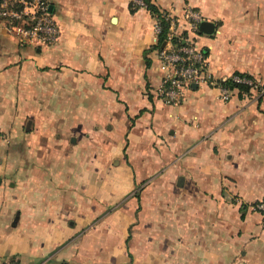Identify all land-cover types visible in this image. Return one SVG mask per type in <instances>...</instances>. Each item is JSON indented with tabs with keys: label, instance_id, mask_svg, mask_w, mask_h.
Listing matches in <instances>:
<instances>
[{
	"label": "crops",
	"instance_id": "0c3cea01",
	"mask_svg": "<svg viewBox=\"0 0 264 264\" xmlns=\"http://www.w3.org/2000/svg\"><path fill=\"white\" fill-rule=\"evenodd\" d=\"M132 1L48 0L46 45L0 20V264H264V91L165 103ZM153 2L216 24L198 39L215 78L264 88V0Z\"/></svg>",
	"mask_w": 264,
	"mask_h": 264
},
{
	"label": "built area",
	"instance_id": "2783aa9c",
	"mask_svg": "<svg viewBox=\"0 0 264 264\" xmlns=\"http://www.w3.org/2000/svg\"><path fill=\"white\" fill-rule=\"evenodd\" d=\"M140 8L146 9L142 0H133ZM170 19V30L164 44L156 48V56L163 72L162 80L156 88V95L170 105L180 104L193 85L209 86L219 91L223 100L232 96L230 87L224 84L232 78L238 83L251 86L254 91L264 88L254 78L232 75L215 78L209 69L208 56L199 46L202 33L200 24L204 17L200 11L187 7L184 17L166 10ZM0 20L23 45H46L58 41L60 25L50 11L48 0H0ZM161 23L155 18V45L161 33ZM252 208L264 214V201L252 205ZM1 264H21L18 259H7Z\"/></svg>",
	"mask_w": 264,
	"mask_h": 264
},
{
	"label": "trees",
	"instance_id": "16d2710c",
	"mask_svg": "<svg viewBox=\"0 0 264 264\" xmlns=\"http://www.w3.org/2000/svg\"><path fill=\"white\" fill-rule=\"evenodd\" d=\"M144 2V4H146V9H148L155 18H157L160 23H161V33L159 34V39H158V44L155 45V49L157 47H161L166 38L167 35L169 33L170 30V19L167 18L166 14H165V9H162L161 7H159L158 5H156L153 0H142ZM139 8V5L135 4L134 2H131L130 4V10L132 12H135L137 9ZM234 75H238L240 77H248V78H254L251 75L245 74V73H240V72H236L234 73ZM255 79V78H254ZM225 85H227L228 87H230L231 89H238L239 90V96L243 97L244 95H248L251 93L252 89L251 86L245 83H238L237 81H235L234 79L230 78L228 79L226 82H224Z\"/></svg>",
	"mask_w": 264,
	"mask_h": 264
},
{
	"label": "water",
	"instance_id": "95a60500",
	"mask_svg": "<svg viewBox=\"0 0 264 264\" xmlns=\"http://www.w3.org/2000/svg\"><path fill=\"white\" fill-rule=\"evenodd\" d=\"M50 11H52V6H50ZM215 27L216 24L212 21L204 20L200 24V30L205 34H213L215 32ZM193 87H197V85L194 84Z\"/></svg>",
	"mask_w": 264,
	"mask_h": 264
}]
</instances>
